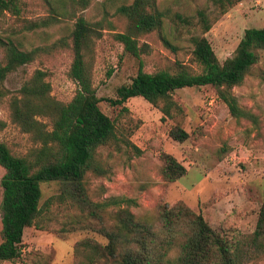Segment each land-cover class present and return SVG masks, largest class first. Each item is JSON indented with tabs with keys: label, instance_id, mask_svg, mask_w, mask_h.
Wrapping results in <instances>:
<instances>
[{
	"label": "rangeland",
	"instance_id": "obj_1",
	"mask_svg": "<svg viewBox=\"0 0 264 264\" xmlns=\"http://www.w3.org/2000/svg\"><path fill=\"white\" fill-rule=\"evenodd\" d=\"M131 0H18L16 12L0 15V41L10 42L19 51L32 52V61L8 74L0 100V142L16 157L37 147L9 119L8 103L17 96L34 71L44 74L49 95L67 103L76 89L67 76L71 62L69 34L77 18L97 24L93 42L91 83L100 99L99 110L116 121L119 141L97 150V169L84 178V189L93 203H104L107 221L113 223L118 210L140 219L155 205L183 203L199 213L210 228L233 243L241 253L239 264H264V253L251 246L259 206L264 202V50L239 86L231 89L246 117L234 119L210 86L183 88L171 94L181 115L160 120V113L142 98L128 99L127 114L110 107L105 99L115 97V89L127 85L141 70L170 74L181 69L198 73L191 59L192 37H203L218 63L232 55L245 29L264 26V0H241L219 14L212 0H156L161 28L140 36L144 45L136 59L122 51L111 34L123 32L125 21L117 14ZM198 14L210 27L202 32ZM4 60L0 46V63ZM107 73L109 75L107 76ZM47 122L46 119H40ZM179 126L188 138L177 143L167 137ZM120 133V134H119ZM160 154L170 155L185 170L173 182L161 179ZM0 169V177L2 175ZM41 202L58 192V184L40 185ZM1 195V190H0ZM61 214L47 229L25 228L20 256L2 264H71L72 246L84 238L100 244L105 240L89 230L59 232Z\"/></svg>",
	"mask_w": 264,
	"mask_h": 264
},
{
	"label": "trees",
	"instance_id": "obj_2",
	"mask_svg": "<svg viewBox=\"0 0 264 264\" xmlns=\"http://www.w3.org/2000/svg\"><path fill=\"white\" fill-rule=\"evenodd\" d=\"M17 1L0 0V15L16 12ZM240 1L212 0V4L222 15ZM155 3L156 0H131L117 9L125 26L123 32L111 37L124 53L136 59L144 49V45H137L138 38L161 28V13L156 11ZM198 22L202 32L208 31L210 23L203 14H198ZM98 37L97 24L76 19L69 34L71 62L67 72L76 89L67 103L50 97L49 85L40 71H34L8 103L10 122L37 147L16 157L0 142V264L20 256L25 228L55 230L47 226L57 214L64 220L56 229L59 232L91 230L105 240V244H100L84 238L74 243L71 264H239L241 253L236 246L183 203L157 204L140 219L118 210L110 223L105 204L88 199L83 180L89 171L97 169V150L119 141L116 121L99 110L100 99L91 83L93 42ZM190 41L191 59L199 68L198 73L181 69L173 74H148L138 62L130 82L117 87L115 97L105 101L110 107H120L121 116L128 113L123 106L128 99L142 98L158 110L163 121L182 113L171 97L174 91L210 86L231 117H246L230 91L242 83L256 64L258 51L264 50V26L245 29L232 55L222 63H218L203 37H192ZM0 46L4 53L0 63L1 100L5 77L31 62L33 53L19 51L10 42L0 41ZM42 118L47 122H41ZM167 137L182 143L188 134L175 125L168 129ZM159 158L163 181L173 182L185 173L170 155L160 154ZM49 182L58 184V192L41 202L40 185ZM250 240L253 250L264 253V202L258 208Z\"/></svg>",
	"mask_w": 264,
	"mask_h": 264
}]
</instances>
